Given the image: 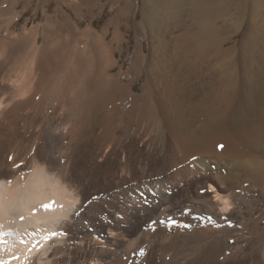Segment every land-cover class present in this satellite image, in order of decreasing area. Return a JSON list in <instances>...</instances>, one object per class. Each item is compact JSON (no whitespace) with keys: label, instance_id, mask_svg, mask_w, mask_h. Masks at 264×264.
I'll use <instances>...</instances> for the list:
<instances>
[{"label":"bare ground","instance_id":"obj_1","mask_svg":"<svg viewBox=\"0 0 264 264\" xmlns=\"http://www.w3.org/2000/svg\"><path fill=\"white\" fill-rule=\"evenodd\" d=\"M177 1L143 0L138 28L143 31L153 19L154 28L150 33L158 37L165 28V16L171 5L176 7ZM262 1L199 0L202 15L195 31L173 40L171 51L164 45L158 62L161 69L166 67L168 72L175 61L187 56L191 57L189 59L198 57L200 50L209 55V48L216 45L220 68L215 70L212 63L215 57L208 61L205 99L198 107L200 114L195 115L197 119L201 117L196 119L197 123L203 119V124L200 129L197 124L190 135L197 141L202 140L204 147L223 145L222 150L240 160V169L260 182H264V18H260L259 10ZM12 5L13 2L0 0V27L8 25L13 17ZM215 10L224 11L236 25H244L239 44L225 46L228 38L219 36L216 18L212 15ZM5 15L9 18L3 20ZM37 31L36 26L29 30L23 28L17 34L6 31L0 39V261L7 264H124L118 257L146 241L147 233L142 228H134L132 232L131 218L122 217L121 212L102 222L99 228L85 221L92 210V192L84 176V166L79 164L77 147L82 127L91 123L93 109L101 102L110 103L107 94L112 87L116 86L112 90V103L123 94L127 96L128 89L118 80L106 79L109 65L103 63L100 52L97 56L89 54V58L77 56L79 54L63 55L66 59L58 57L48 48L46 29L37 47ZM233 50H237L238 56L228 58ZM139 63L137 53L132 70ZM149 74L150 71L145 74L146 80L141 85L139 106L152 114L155 109L151 103ZM128 88L132 90L131 85ZM124 99L119 102L120 106ZM94 154L89 157L91 171L96 159L104 161L106 158L104 153ZM118 162V171L114 170L117 176H127L124 156L121 155ZM201 169L207 175L208 190L214 194L207 203H198L195 198L187 201L194 203L196 212L206 210L208 205L214 213H229L233 209L232 199L212 183L218 181L219 187H223L225 181L214 171ZM243 181L248 179L241 184ZM142 184V194L149 198L142 201L144 205L140 208L138 206L142 220L175 212L185 205L176 196H169V189L156 175ZM127 196L129 202L135 203V195ZM220 235L209 232L201 236L207 244L205 255L224 247ZM155 236V243L168 241V235L161 230L156 231ZM154 249L151 243L148 255Z\"/></svg>","mask_w":264,"mask_h":264},{"label":"rangeland","instance_id":"obj_2","mask_svg":"<svg viewBox=\"0 0 264 264\" xmlns=\"http://www.w3.org/2000/svg\"><path fill=\"white\" fill-rule=\"evenodd\" d=\"M9 1L13 2V17L8 25L0 27V39L6 31L17 34L23 28L29 30L36 26L39 48L46 29L48 48L53 49L58 57L79 54L77 56L89 58V54L97 56L100 52L104 57L103 63L109 65L106 79L118 80L128 89L127 96L123 94L112 103V90L116 86L112 87L107 94L110 103L106 105L101 102L99 107L93 109L96 114L91 113V123L87 122L82 127L77 147L79 164L85 167L82 169L92 192V210L86 215L85 221L99 228L102 222H107L112 215H120L121 212L122 217L131 218L132 232L142 228L147 233L149 240L124 252L118 260L124 264H148L150 261L153 264L164 261L163 264H264V182L251 178L238 166L240 160L222 148L216 145L211 147L207 143L206 148L202 140L197 141L190 135L194 127L199 125L200 129L203 124V119L197 123L201 117L197 119L195 115L201 112L198 107L203 105L205 99L210 69L208 61L215 57L212 61L214 69L220 68L216 45L209 48V55L200 50L198 57L189 59L191 57L187 56L188 60L186 57L175 61L168 72L166 67L161 69L158 63L164 45L171 51L173 40L195 31L202 15L199 0H178L176 7L171 5L165 16V28L160 30L158 37L150 33L151 28H154L153 19H150L148 28L145 27L143 31L138 28L142 19L143 0ZM259 10L262 19L264 1L260 2ZM216 11L212 15L216 18L219 36L228 38L225 46L239 44L244 25L240 27L224 11ZM7 17L9 15H5L3 20ZM115 33L119 34L117 39L113 37ZM137 53L140 63L132 70V61ZM229 56L236 58L237 50H233ZM148 71L151 103L155 109L152 114L139 106L142 101L139 94L141 85ZM130 85L132 90L128 88ZM123 98L125 102L120 106L119 102ZM95 116L98 120L95 118L93 122ZM195 143L203 146L198 144L196 147ZM102 152L106 154V161L96 159L92 165L93 171L89 170V157L94 153L101 155ZM121 155L127 166L128 174L125 177L116 174ZM203 167L214 171L225 181L223 187H219L221 183L218 181L212 183L232 199L233 209L229 213H214L208 205L206 210L196 212L194 203L187 201L195 198L199 200L198 203H207V199L214 194L208 190L207 175L201 169ZM90 175L93 177L90 178ZM155 175L162 178L163 184L169 189V196H176L185 205L175 212L169 211V214L142 220L143 214L139 213V208L144 205V199H149L142 194V183ZM245 179L248 181L241 184ZM128 194L136 196L135 203L129 202ZM144 214L147 215V212ZM158 230L168 235L167 242L155 243L157 237H154V233ZM209 232L221 234L224 247L207 256V244L201 236ZM151 243H154L155 249L148 255ZM194 248L197 250L194 251ZM155 253H158L157 256Z\"/></svg>","mask_w":264,"mask_h":264},{"label":"snow or ice","instance_id":"obj_3","mask_svg":"<svg viewBox=\"0 0 264 264\" xmlns=\"http://www.w3.org/2000/svg\"><path fill=\"white\" fill-rule=\"evenodd\" d=\"M218 148H223V145H218ZM9 160H11L12 159V157H9L8 158ZM193 159H196V157H193ZM213 191H215V189H212ZM220 197H217V199H219ZM224 203L227 205V200H225L224 201ZM44 207L45 208H47V207H49V205H44ZM141 254H143V253H141ZM0 264H7V262L6 261H0Z\"/></svg>","mask_w":264,"mask_h":264},{"label":"crops","instance_id":"obj_4","mask_svg":"<svg viewBox=\"0 0 264 264\" xmlns=\"http://www.w3.org/2000/svg\"><path fill=\"white\" fill-rule=\"evenodd\" d=\"M117 35V36H116ZM113 37L115 38V39H117L118 37H119V34L118 33H115L114 35H113ZM133 84V83H132Z\"/></svg>","mask_w":264,"mask_h":264}]
</instances>
